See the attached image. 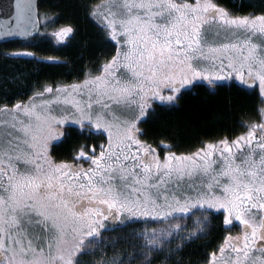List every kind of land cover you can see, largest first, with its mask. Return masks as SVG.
Wrapping results in <instances>:
<instances>
[{"label": "snow or ice", "instance_id": "obj_1", "mask_svg": "<svg viewBox=\"0 0 264 264\" xmlns=\"http://www.w3.org/2000/svg\"><path fill=\"white\" fill-rule=\"evenodd\" d=\"M248 7L85 3L106 47L78 78L37 83L25 99L0 95V264H86L97 252L92 264H153L158 255L161 264H184L186 242L206 237L214 221L222 235L201 264H264V108L259 122H240V133H210L198 114L176 115L193 89L210 99L258 88L264 97V0ZM0 12L3 37L39 23L32 0H10ZM44 21L57 22L47 12ZM150 119L159 135L144 127ZM193 216L196 230L179 235L173 221Z\"/></svg>", "mask_w": 264, "mask_h": 264}, {"label": "trees", "instance_id": "obj_2", "mask_svg": "<svg viewBox=\"0 0 264 264\" xmlns=\"http://www.w3.org/2000/svg\"><path fill=\"white\" fill-rule=\"evenodd\" d=\"M103 2L105 0H38L40 14L38 35L28 40L0 43V54L27 51L33 53L37 59L12 60L0 55V95L6 92L11 100L25 99L27 95H31L32 87L37 83L51 84L76 80L82 64L94 58L102 47H106L100 44L95 25L89 20L84 8L85 3ZM227 2L236 7L244 5L245 11H252L253 9L248 5L259 8L262 0H227ZM45 12L57 22L44 27ZM65 26H71L75 31L61 44L51 34ZM38 60H55L59 63H38ZM18 76H21L20 80L16 79ZM261 100L257 89L255 91L224 89L210 99L205 91L193 89L192 93L185 96L176 115L179 118L193 113L198 114L201 119L210 121L208 124L210 133L232 130L240 133L245 131V128L240 126L241 121L247 125L261 120L258 113L260 108H264ZM144 127L154 135L162 132L157 119H150ZM221 235L219 221H214L206 237L186 242L180 252L184 264H201L205 253L210 250L208 245L214 246ZM163 260V255L154 256L153 264H161Z\"/></svg>", "mask_w": 264, "mask_h": 264}, {"label": "rangeland", "instance_id": "obj_3", "mask_svg": "<svg viewBox=\"0 0 264 264\" xmlns=\"http://www.w3.org/2000/svg\"><path fill=\"white\" fill-rule=\"evenodd\" d=\"M57 31H55V32H57ZM55 32H53V33H55ZM53 33L51 34L52 37L56 41H59V43H61V44L67 39V37L66 38H57L53 35ZM257 90H258V88H257ZM258 92H259V90H258ZM261 98L264 99V97H261ZM196 219H197V217L193 216L191 219L185 218L182 220H176V221H173V225L179 224L181 226V229H182V231L179 233V235L187 236L189 233L194 232L196 230V224H195ZM151 227H154V226H148L149 230H151ZM126 231H130V230H126ZM137 231H140V229L138 228ZM238 231H239V228H237L233 234H235V232H238ZM105 235L108 237L109 241H111V240H120V237L122 234L120 232H109V233H106ZM176 242H178V241H176ZM176 242H173L171 247H175ZM106 252H107L108 256H111V254L113 253L111 244H109L108 248L106 249ZM102 255H103L102 253L97 252L94 256H85V257H83V259L85 260L86 264H92V262L94 260L101 259Z\"/></svg>", "mask_w": 264, "mask_h": 264}, {"label": "water", "instance_id": "obj_4", "mask_svg": "<svg viewBox=\"0 0 264 264\" xmlns=\"http://www.w3.org/2000/svg\"><path fill=\"white\" fill-rule=\"evenodd\" d=\"M10 0H0V6L7 5ZM32 3L36 6V11H38V0H32ZM6 18L2 12H0V19ZM40 31V21L34 27H31L25 35H18L13 37H3L0 36V43L14 41V40H28L35 38Z\"/></svg>", "mask_w": 264, "mask_h": 264}, {"label": "flooded vegetation", "instance_id": "obj_5", "mask_svg": "<svg viewBox=\"0 0 264 264\" xmlns=\"http://www.w3.org/2000/svg\"><path fill=\"white\" fill-rule=\"evenodd\" d=\"M236 229H237V228H236ZM236 229H235V230H236ZM235 230H234V231H235Z\"/></svg>", "mask_w": 264, "mask_h": 264}]
</instances>
